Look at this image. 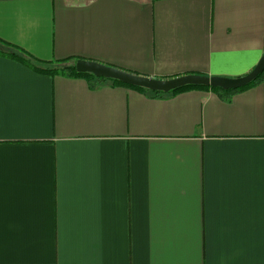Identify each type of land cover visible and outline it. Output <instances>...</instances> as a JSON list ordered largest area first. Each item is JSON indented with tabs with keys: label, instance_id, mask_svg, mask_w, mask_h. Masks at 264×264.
<instances>
[{
	"label": "crops",
	"instance_id": "1",
	"mask_svg": "<svg viewBox=\"0 0 264 264\" xmlns=\"http://www.w3.org/2000/svg\"><path fill=\"white\" fill-rule=\"evenodd\" d=\"M0 42L235 79L264 0H0ZM248 86L154 96L0 55V264H264V77Z\"/></svg>",
	"mask_w": 264,
	"mask_h": 264
},
{
	"label": "water",
	"instance_id": "2",
	"mask_svg": "<svg viewBox=\"0 0 264 264\" xmlns=\"http://www.w3.org/2000/svg\"><path fill=\"white\" fill-rule=\"evenodd\" d=\"M74 69L79 74H91L99 79L117 81L126 86L142 88L150 92H161L163 94L184 87L236 91L253 83L264 72V53L250 73L235 79L187 75L170 80H156L129 74L112 67L84 60L76 61Z\"/></svg>",
	"mask_w": 264,
	"mask_h": 264
},
{
	"label": "trees",
	"instance_id": "3",
	"mask_svg": "<svg viewBox=\"0 0 264 264\" xmlns=\"http://www.w3.org/2000/svg\"><path fill=\"white\" fill-rule=\"evenodd\" d=\"M0 55L15 59L19 61L20 63L26 65L33 71L40 73V74H45V75H50V76L63 75L69 78H80V79H84L91 86H96L102 83H111L113 85H122L127 88H131V89L134 88L139 91L150 92L142 88L126 86L117 81L99 79V78L94 77L91 74L76 73L74 69V65L77 60H74V59H64V60H57V61H41V60L35 59L27 55L26 53H24L23 51L17 49L16 47L12 45H9L7 43H2V42H0ZM263 77H264V72L250 85L255 84L256 82L260 81ZM248 87H245V88H242L236 91H228L226 92V94H234V93L243 91ZM190 90H206L207 91L208 89L199 88V87H184L181 89L173 90L169 93L177 94V93L190 91ZM211 91L216 92V93L222 92L219 89H211ZM150 93H152L154 96L163 95V93L161 92H150Z\"/></svg>",
	"mask_w": 264,
	"mask_h": 264
}]
</instances>
